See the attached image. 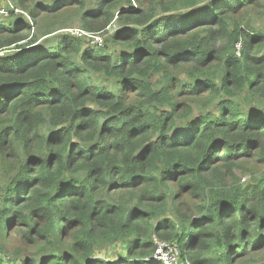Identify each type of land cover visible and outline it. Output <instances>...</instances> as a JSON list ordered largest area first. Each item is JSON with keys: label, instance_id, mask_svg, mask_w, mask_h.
I'll use <instances>...</instances> for the list:
<instances>
[{"label": "trees", "instance_id": "trees-1", "mask_svg": "<svg viewBox=\"0 0 264 264\" xmlns=\"http://www.w3.org/2000/svg\"><path fill=\"white\" fill-rule=\"evenodd\" d=\"M251 1H212L207 14L202 0H168L169 15L150 25L125 0L129 9L116 16L130 31L113 41L146 49L122 57L127 66L98 47L80 54V41L68 37L46 56L0 59V165L8 176L0 183V236L16 222L28 227L37 257L22 264H158L147 261L152 236L175 243L191 264H237L264 247V175L243 189L225 183L244 157L264 163V116L245 118L235 102L246 91L264 99V39L234 19ZM70 2L37 7L52 13ZM119 3L100 0L91 16L110 22ZM30 33L4 26L0 51L19 48ZM212 62H220L219 75ZM180 66H190L186 82L176 76ZM88 72L116 77L124 89L90 86ZM172 82L187 99L204 98L200 114L192 118L176 101ZM170 183L197 202L194 211L169 195ZM115 246L123 250L104 252Z\"/></svg>", "mask_w": 264, "mask_h": 264}, {"label": "rangeland", "instance_id": "rangeland-1", "mask_svg": "<svg viewBox=\"0 0 264 264\" xmlns=\"http://www.w3.org/2000/svg\"><path fill=\"white\" fill-rule=\"evenodd\" d=\"M54 1L57 0H24L23 3L18 0H0L1 7L6 8L7 6L10 8L12 6L14 10L17 11L6 15V17L0 15V29L9 25L12 26V28L31 27L30 36L19 44V48L13 49L16 47H12L9 51H0V59L12 58L15 55L22 56V54L24 55L27 52H35L45 56L49 55L48 53H54L56 51L64 37L76 38L80 41V54L84 53L87 49H95L98 47L105 55L111 58L112 63L124 64V66H127L125 62H119L122 57L130 56L134 52L141 54L142 51L144 52V50H146L144 48L143 50L136 49L133 51L125 44H119L113 41L118 33L121 37H125L126 33L128 34L130 31L127 29V26L119 23L116 16L119 12L129 9L128 6L124 5L125 0H119V4L113 5L114 17L110 22L106 20L96 21L93 16H91V13H94L97 9L100 0H70L71 5L68 7L62 6L63 4L61 3H57L52 13L37 7V5L51 6ZM167 1L168 0H131V6L138 10L139 14L142 16L141 18L148 19V23L153 25L161 21L163 17L169 15L165 14L162 9V6H164ZM212 1L218 2V0H202L201 7L207 14H209L208 12L211 9L210 2ZM103 8L105 9L106 5ZM182 12L183 11L180 10L176 13L178 15L175 16L177 20H183L185 18V13ZM147 15H150V17H147ZM33 17L37 19V26L34 24ZM234 19L238 22L239 27L243 31L248 34H251V32L259 33L261 34V38L264 39V0H252L249 6L237 13ZM105 23H107V25L97 32L87 31L85 29L88 27L96 29ZM132 28L136 30L135 27ZM47 31L51 32V34L45 35L48 33ZM192 34L193 33H188L185 37ZM225 44L226 42L221 43L220 40L218 42V46L221 48L224 47ZM161 48L162 45L160 44L154 46L156 50H160ZM240 49L236 45L234 46L233 53L236 57H239L237 54L240 53ZM262 49V54H264V46ZM69 59L75 64H80L79 54H70ZM180 67V71L178 73L176 72V76L179 81L186 82L188 79L186 78L185 71L189 70L190 66ZM220 68V62H212L209 65V69L216 71L217 75H219ZM87 79L90 86L100 87L111 93H115L117 89H120V91L124 89L122 88L123 86H118L119 79L116 77L108 78L103 74L88 72ZM155 80H157L156 83H158L160 77L154 78V81ZM218 80L219 78L217 77L216 81ZM171 85H174L176 88L174 94L176 101H178L180 105L185 104V106L192 108V118L201 113V106L199 107L198 101H204V98H198V100L187 99L182 96L183 94L177 93L180 87L179 82H172ZM126 91L128 90L126 89ZM134 93L135 92L131 91V97L134 96ZM235 102L238 103L245 118L253 119L256 118L257 115L264 116V99H255L246 91L237 97ZM182 107L184 110V106ZM214 109L215 106L211 108V111L213 112ZM182 127L183 126L178 121L175 129L181 130ZM45 131H48L47 126ZM221 169L222 171L225 170L223 166H221ZM263 175L264 163L256 154H253V156L244 157L236 162L232 174L226 175L225 183L228 189L232 188L234 185H236L235 188L243 189L247 184L253 181H259ZM7 178V168L0 165V183H5ZM167 191L171 196L178 194L181 198L180 202L187 203L193 211L195 210L197 202L192 201L188 196H180V189L177 184L170 183ZM152 240L154 245L157 241H163L155 236H152ZM67 241H70L69 237H67ZM35 248L36 244L28 240V227L16 222L12 230H8L6 235L0 236V261H2L3 264H22V261L25 259H36L37 252ZM112 249L114 254L120 253L123 250L120 246H115L114 248L105 249L104 252ZM100 255H102V253L97 251L93 257L98 258ZM235 262L237 264H264V247L260 250L248 253L243 258L235 260Z\"/></svg>", "mask_w": 264, "mask_h": 264}, {"label": "built area", "instance_id": "built-area-1", "mask_svg": "<svg viewBox=\"0 0 264 264\" xmlns=\"http://www.w3.org/2000/svg\"><path fill=\"white\" fill-rule=\"evenodd\" d=\"M17 12L11 6L8 8L0 6V15L6 17L11 13ZM240 49V43L236 44ZM238 55V54H237ZM148 262H156L158 264H190L187 259L182 260L180 250L176 244L167 241H157L155 243V251L151 258L147 259Z\"/></svg>", "mask_w": 264, "mask_h": 264}, {"label": "clouds", "instance_id": "clouds-1", "mask_svg": "<svg viewBox=\"0 0 264 264\" xmlns=\"http://www.w3.org/2000/svg\"><path fill=\"white\" fill-rule=\"evenodd\" d=\"M167 242H168V241H167ZM170 243H172V242H170ZM174 244H175V243H174ZM177 247H178V246H177ZM153 254H154V253H153ZM153 254H152V255H153ZM180 254H181V253H180ZM151 257H152V256H151ZM151 257H150V258H151ZM187 260H188V259H187ZM188 261H189V260H188ZM189 262H190V261H189ZM148 263H150V262H148ZM153 263H156V262H153ZM190 264H191V263H190Z\"/></svg>", "mask_w": 264, "mask_h": 264}]
</instances>
